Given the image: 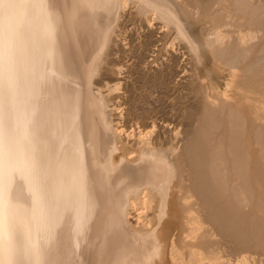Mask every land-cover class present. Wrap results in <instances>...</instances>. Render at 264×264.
<instances>
[{
    "label": "bare ground",
    "instance_id": "bare-ground-1",
    "mask_svg": "<svg viewBox=\"0 0 264 264\" xmlns=\"http://www.w3.org/2000/svg\"><path fill=\"white\" fill-rule=\"evenodd\" d=\"M181 1L0 0V264H233L264 254L262 113L249 129L239 102L211 101L179 125L181 136L162 125L131 139L109 104L127 13L164 22L199 66L209 49L230 70L225 94L240 70L248 84L264 77V44L249 64L258 39L240 46L233 31L203 46L188 23L192 5ZM217 1L236 32L261 31L264 0H235L233 9ZM149 76L157 83L161 70ZM142 109L138 118L150 110Z\"/></svg>",
    "mask_w": 264,
    "mask_h": 264
},
{
    "label": "rangeland",
    "instance_id": "rangeland-1",
    "mask_svg": "<svg viewBox=\"0 0 264 264\" xmlns=\"http://www.w3.org/2000/svg\"><path fill=\"white\" fill-rule=\"evenodd\" d=\"M185 1H186V3L188 2L187 3L188 5H192L190 8H191V10L193 9L192 11L194 12V15H192V14L190 15L189 14V16H190L189 18L190 19L188 20V23H189L190 26H192L191 28H192V31L194 32V34L198 35V39L203 44V46L206 44L205 46L208 47L209 45H211L213 43H217L220 37H221V39L223 38V40H227L226 39V36L228 38V35L227 34H230L233 31H235V33L234 32L232 33V38H234V39L236 38L235 41H238L237 44L240 43L239 44L240 46L241 45L242 46H248V44L250 46V44H252L253 42H256V40L258 39L257 40L258 44L256 43L257 49L255 47V49L253 51V58L251 60H249L247 63L249 64V63H252V62H255L256 60H258L259 56H257L258 55L257 53L259 51L260 46H262L264 44V36L262 35L264 33V32H262V31H264L263 30V28H264V20L262 19L263 16L259 17L260 19H262V23L261 22L259 23L261 26L258 27L259 31L261 29L260 32H258V30H257V32H255L254 30H252V32H251V29L252 28H250L249 31L246 30V31L242 32V33H245V34H242L240 32H236L239 29L236 30V27L237 26H234L233 25L235 23L237 24V22L235 20L233 21L234 17L233 18L232 17H226V16H224V14H222L221 12H219V11H221V10H219L221 6H218L219 4H217V3H219V1H217V0H205V1H203V0H194L195 2L193 0H185ZM185 1L183 0L181 2L182 3H185ZM227 1H229V2H227ZM227 1L225 2V4L226 5L229 4L230 8L233 9L234 7H233L232 4L235 2V0H227ZM202 2L203 3L205 2V3L211 4V6H212V7L210 6V9L211 10L210 9H209V11L206 10V8L204 6L203 7L200 6L201 7L200 10L194 8V6H197V5L199 6V4L202 5L203 4ZM222 2H224V1H222ZM191 3H193V4H191ZM194 3L197 4V5H195ZM214 6L215 7L217 6L216 9H215ZM212 9H214V10H212ZM195 11H197L198 13L196 14ZM212 11H215L213 15L211 14ZM235 18H237V17H235ZM125 19L126 20H125L124 26L121 29V31H123V32L120 31V34H121V39H122V37H124V33L125 32H126L125 33L126 36L124 37L125 39L123 38L124 40L122 39L120 42H121V44H123V43L125 44L124 46H126L125 47L126 49L124 48L123 45L119 44L118 45L119 48L117 46H115L114 47V50H113V53L115 52L114 53L115 54L114 55L115 57L112 55L111 58L114 57L113 58L114 59V64H115V67L114 68L116 69V71L114 73V76L111 77V79L113 78V80L110 82L111 89H112L111 95H114V96H111L110 97V102H109V104L111 103L110 106L112 105L111 107L115 108V112H114L115 115H114V117L115 118L116 117L118 118L120 116L118 119L116 118V120L117 121L119 119L122 120L121 126L124 127V128L123 127L122 128L125 131V135L128 134L129 135L128 137L132 139L134 137H137L136 134L138 132H139V134L143 133L141 135H144V134H146L147 130H148V133H153V135H154L157 132V130L160 129V127L162 125H167V129L168 130L171 129L174 134L175 133L176 134L178 133V136H181L182 134L181 135H179V134H180V132H183V130H184L181 127H183V125L184 126L185 125L187 126V124H184V123H188L190 121L192 115L195 116V113L196 112L194 113V111H195V109H196L197 106H205L206 104H208V102H211V101L221 102L222 100L228 101L229 103L239 102L243 106V109H244L243 112H244L245 116L247 117V120H248V128L249 129H251V123L252 122H257L256 124H258V121H260V120H258L259 114L262 113L261 115H264V112H263L264 110H262V109H264V77H263V75L260 76V77L253 78L252 81L249 82L250 84H248L247 82H244L242 78L240 79L241 75L244 74L243 71L240 70V71H238L239 72V75H238L239 77H237L235 79L234 84L231 86L230 90L225 94L224 91L228 89L226 87L227 82L229 80H231L230 70H229V68H227L226 66H224V64L221 61H219L217 59V57L213 53H211V51L209 49H204L202 52H200V57L202 58L203 63L201 64V66H199L196 63L194 57L192 56V54H191L192 51L190 50L189 46L187 47V45H183V44H180L181 45L180 46L178 44V40H174V35L172 34V31L171 30H167V28L165 29L162 26L165 23L164 22L161 23L162 22L161 20H158V24H157L156 21H155V23H156L155 24L154 22H152L154 20H152L147 25V23L145 21H143V19L141 20V17H138V16L136 17V16L130 15L128 13H127V16H126ZM128 19L132 20L133 22L132 21L129 22ZM229 19H230V22L231 21L232 22L231 23L228 22V23H230L228 25V24H226L227 23L226 20H229ZM134 21H135V23H134ZM136 22H139L138 25H136L137 24ZM141 22H142V24H141ZM126 23H128V25L130 23V26L127 27V24ZM146 25H147V27H146ZM149 25L152 26V27H150ZM225 25H227V27ZM125 26L128 28V30H127V28H125ZM218 26H219V28L217 29L218 31L215 33L214 32L215 31L214 29H216V27H218ZM222 26L225 27V28H223ZM233 26H234V28H233ZM131 27H133L134 30H132L133 28H131ZM140 27H142L145 31L143 29L140 30L141 29ZM256 27H257V25H256ZM129 28H131L130 29L131 33L129 31ZM160 28L161 29L163 28V29L161 30ZM220 28H221L222 31L220 30ZM135 29L138 30V31H136ZM210 29H212V31ZM247 29H248V27H247ZM166 30L168 32H166ZM224 30L225 31L228 30L227 32H229V31L230 32L227 33ZM163 31H165L166 33H164ZM210 31H211V33H210ZM132 32H133V34H132ZM212 32H214V34ZM218 32L219 33L221 32L220 35L218 34ZM222 33H225L226 35L223 36V35H221ZM260 33H262V34H260ZM131 34H132V36H131ZM237 34H239V35L241 34V35L239 36ZM157 35H160V38ZM251 35L254 36V37H251ZM258 35H259V38L261 36H263V40H261L262 37L259 39L258 38ZM248 36H249V38H248ZM239 37L241 38V40L239 39ZM247 38H248L247 41L250 42V40H251V42L250 43L248 42L247 45H246V42H247L246 39ZM254 38H255V40H254ZM127 39H128V43H127ZM138 39H139V41L141 39L143 41L138 42V44H137V40ZM171 39H172V41L174 40V43L171 41ZM221 39L219 40V42L221 41ZM234 39H231V42ZM259 40H261V41H259ZM124 41H126L127 45H126V43ZM171 42L173 44L172 46H171ZM211 42H213V43H211ZM159 43H160L161 46L159 45ZM154 45H157L156 48H155ZM176 45H179V50L180 51L177 50L178 49V46H176ZM127 46L129 48H127ZM165 46H167V47H165ZM170 47H171V49H170ZM181 47L184 48V49L182 50ZM116 48L118 50L117 52L115 51ZM138 48H139V51H138ZM154 48H155V50H154ZM164 48L165 49L167 48V50L164 51L165 50ZM149 49L150 50H153V51H150ZM156 49H157V51H156ZM126 50H128V51L126 52ZM141 50H142V52H141ZM124 51H125V53H124ZM178 51H179V53H178ZM151 52H154V53L152 54ZM162 52L163 53L168 52L169 54H166L165 53L163 55ZM184 52H185V54H184ZM154 54H156L157 56L154 55ZM168 55H169V57H168ZM162 56H163V58L161 59ZM179 56H183V57L180 58ZM151 58H153V60ZM149 60L150 61L152 60V61L150 62ZM164 60H166V62L167 61L168 62L167 63L166 62L164 63ZM143 61H145V62H143ZM155 61H156V63H155ZM159 63L160 64L163 63V64L160 65ZM261 63L258 65L259 68L260 67L262 68L263 65H264V62H263V64H261ZM159 67H160V69H156V68H159ZM178 67H179V69H177ZM147 68H149V69H147ZM157 70H161L162 78H160L157 83H155V82L153 83L152 78L149 75H152L153 72H155ZM262 70H264V68H262ZM120 73H121V78L119 77ZM124 75H125V77H124ZM179 75H180L181 78L179 77ZM184 75H185L184 79L183 80H180V79L183 78ZM126 77H127V79H126ZM177 78H179V80L181 82H179V80ZM238 79H240V80H238ZM106 80L109 81V77ZM176 80H178V82L181 83L180 86H179V83L178 82H177L178 84L176 83L178 86H176V84L173 83V82H176ZM128 82H130V83H128ZM187 86H188V88H187ZM204 86L207 89V93H206V91L204 93V90H206L204 88ZM150 88L152 89V91H154L151 97L146 96L147 95V92L149 91ZM193 88H194V90H193ZM235 91H236V93H235ZM123 92H124V94H123ZM205 94H207V97L205 96ZM124 95H127V96H124ZM260 96H262V97H260ZM124 98H126V99L123 100ZM204 98H205V100H204ZM219 99H220V101H219ZM246 100H247V102H246ZM122 102L124 104H122ZM196 102H198V103H196ZM159 105H160V107H157ZM117 107H118V109H117ZM142 107L143 108L150 109V110H149V112H146L145 113L146 115L144 116V118L142 116L138 118L139 113L141 111H143ZM191 107H193V108L191 109ZM260 107H261V110H260ZM184 110L185 111L188 110V111L185 112ZM121 111L122 112L124 111L125 113L124 114L122 113L123 114L122 115L121 114ZM184 112L187 114V115L185 114V116L186 117L188 116L187 118H189V119H186L185 116H182V115H184ZM180 113H182V114H180ZM189 113H190V115H188ZM116 114H118V115H116ZM124 115L126 117H128V118H126L127 121L125 120V116ZM122 116H123L124 119L122 118ZM142 118H143V120H142ZM154 119H155V121H154ZM121 120H119V121H121ZM157 120L160 121L161 123H159ZM148 122H150V123H148ZM165 123H168V124H165ZM151 124H152V127H151ZM179 125H181V127ZM142 126H143V128H142ZM158 126H159V129H158ZM125 128H126V130H125ZM144 129L146 130V132H145ZM180 129H182V131ZM185 129H186V127H185ZM130 130H133V131L130 132L131 134L129 133ZM150 130L153 131V132H151ZM171 130H169V131L171 132ZM126 132H128V133H126ZM248 146H250V142H248ZM252 148L254 149L252 151V153L254 154L255 153V143L252 145ZM186 212H185V215H184L185 217L188 216L189 218H193V212H192V210L191 211H186ZM189 213H191V215H189ZM190 216H192V217H190ZM191 222H190L191 224H189V229L191 227L192 228H195V223H194L195 221L193 220ZM185 228L188 229V225L185 226ZM217 238L220 239L219 236ZM185 248H188V247H185ZM185 248H182V250L184 249L183 250L184 251V254L186 253ZM248 255L245 256V257H242L241 259L238 258V260L243 261L244 263L243 262L242 263L241 262H237V261H231V262L233 264L236 263V262H237L236 264H240V263L241 264H245V263L246 264H249V263L250 264H252V263L253 264H264V263H261V262H264L262 260L264 258V254H262V256H256L255 255V259L256 260L254 259V255L253 254L250 255V256H248ZM247 257L248 258L249 257L250 258L253 257V259L252 260H249ZM182 258L184 260L185 257L182 256ZM198 258H200V257H198ZM243 258L244 259L246 258L245 260H247V261H245ZM200 259H202V260H200ZM200 259L194 260V258H193V260H192L193 264H198V263H196L198 260H200V262L201 261H204V257L203 258H200ZM260 259H261V261H260ZM248 260L251 261V262H249ZM257 261H258V263H257ZM184 263L185 264H192L191 263V260L188 263L185 262V261H183V264Z\"/></svg>",
    "mask_w": 264,
    "mask_h": 264
}]
</instances>
